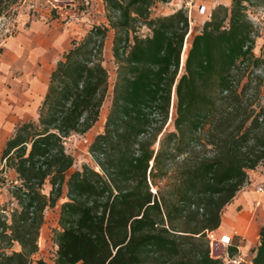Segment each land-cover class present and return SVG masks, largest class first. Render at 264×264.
I'll return each mask as SVG.
<instances>
[{
	"label": "trees",
	"instance_id": "16d2710c",
	"mask_svg": "<svg viewBox=\"0 0 264 264\" xmlns=\"http://www.w3.org/2000/svg\"><path fill=\"white\" fill-rule=\"evenodd\" d=\"M19 1L0 0V19ZM170 1L104 0L109 26L72 42L38 120L22 122L6 142L2 163L18 183L9 186L14 208L0 212V264H35L44 213L65 187L55 264H224L211 257L209 236L249 186V172L264 166V56L254 52L252 16L264 0L213 9L184 66L187 11L151 17L154 4ZM139 24L147 37L137 35ZM111 30L117 77L103 134L89 149L95 167L69 176L75 158L66 142L99 122L110 91ZM261 229L253 264H264Z\"/></svg>",
	"mask_w": 264,
	"mask_h": 264
},
{
	"label": "rangeland",
	"instance_id": "374dc122",
	"mask_svg": "<svg viewBox=\"0 0 264 264\" xmlns=\"http://www.w3.org/2000/svg\"><path fill=\"white\" fill-rule=\"evenodd\" d=\"M190 2L191 0H171L169 3H156L151 9V17L170 16L181 9L187 11L189 16L190 10L187 9V4ZM231 3V0H196L191 4L193 11L190 20V35L187 39L188 49L190 48L192 37L201 32L207 22L205 15H200L198 12L199 4L207 5L209 9L213 10L220 5L231 7ZM106 14L104 0H21L0 19V49H3V53L0 54V77L6 78V91H14L20 103L14 119L5 122V128L8 126L10 129L7 132L0 129V167L2 151L8 139L14 135L16 128L22 122L38 120L41 105L37 106L35 104L31 90L35 78H37L41 69L49 68L50 70L51 65L70 49L73 41L81 42L94 27H100V25L109 26ZM252 16L259 23L258 32L260 36L254 52L257 57H262L264 56V5H261L260 8L252 9ZM35 24L40 26V32L34 38L31 37V40L35 43V49H41L42 53L39 57L34 58L32 56L33 52L28 51L24 56L17 57L8 48V42L12 38H18L20 35H27L35 27ZM136 32L141 37H147L150 34L149 28L142 24L138 25ZM114 36L115 32L111 30L108 33L104 50V66L110 75V91L103 104L99 122L86 135H72L66 142L67 153L72 154L75 158V164L71 168L69 176L76 171H82L84 166L95 167L89 149L96 136L103 134L106 118L112 105L113 87L117 77V68L112 53ZM58 41L60 42L58 43ZM172 128L173 126L171 125L170 129ZM2 173L0 171V188L3 189L0 190V209H13L14 205L10 204L12 200L11 193L4 191V185L8 181L11 182L13 180V175L9 174L6 178ZM51 190L52 187L47 183L44 186V193L49 195ZM67 192L68 188L65 187L64 194L57 201L56 206L48 208L44 213L45 222L40 233L39 253L34 258L35 264L38 262L55 264L58 247L55 245L54 234L57 230H60V211L62 205L67 202ZM210 235L213 236L212 233ZM251 237L253 245L260 241L257 231H254ZM215 238L217 237L215 236ZM237 243L238 241H234V248H231L233 251H235ZM20 249L18 244H14L11 251L19 252ZM221 252L222 250L220 249L218 255ZM235 254H240L239 249H237ZM240 256L243 257L241 254ZM253 256L254 250L248 256L243 257L244 264H253Z\"/></svg>",
	"mask_w": 264,
	"mask_h": 264
},
{
	"label": "crops",
	"instance_id": "0c3cea01",
	"mask_svg": "<svg viewBox=\"0 0 264 264\" xmlns=\"http://www.w3.org/2000/svg\"><path fill=\"white\" fill-rule=\"evenodd\" d=\"M37 29V31L32 35H20L18 38H12L8 43V48L11 41H16L19 38L23 39V56L31 51L32 56L37 58L42 53L41 49H35V43L31 40V37L34 38L37 33L40 32V26L35 24V27L32 29ZM30 31V32H32ZM29 32V33H30ZM33 42V43H32ZM60 41H58L59 43ZM10 51L14 53L11 49ZM16 55V54H15ZM63 58L60 57L54 64L51 65V68L41 69L37 78H35V82L32 86V97H34L35 104L37 106L41 105L44 98L48 92V86L50 83L51 73L56 68L59 61ZM6 164V163H5ZM1 162L0 171H4L5 177L8 175H13L16 177V173L6 167V165ZM249 181L250 184L242 191H240L235 197L232 204L228 205L222 217V222L218 230L213 232V235L217 237V239H221L222 237H230L234 241H238L237 248L240 251V254L245 257L251 254V251L254 250V256L258 247L260 246V241L253 245L251 235L253 232H258V237L260 236L261 228L264 226V192L259 193L257 189L259 187H264V167L260 169L253 170L249 172ZM4 191L10 192L8 182L4 185ZM0 190H3L0 188ZM1 207V206H0ZM253 256V257H254Z\"/></svg>",
	"mask_w": 264,
	"mask_h": 264
},
{
	"label": "bare ground",
	"instance_id": "6f19581e",
	"mask_svg": "<svg viewBox=\"0 0 264 264\" xmlns=\"http://www.w3.org/2000/svg\"><path fill=\"white\" fill-rule=\"evenodd\" d=\"M36 31L37 29L35 28L32 32L28 33V35H32ZM20 43H23L22 38H19L16 41H11L9 45L10 49L14 52V54H16L17 57L23 56L24 52L23 46L22 44L20 45ZM187 50L188 45L185 46L182 66L185 65L188 56ZM5 80V77H0V129L7 132L10 128L8 126H6L5 128V122L12 121L14 119L15 115L19 110L17 107L20 105V103L18 100V96L14 91H6Z\"/></svg>",
	"mask_w": 264,
	"mask_h": 264
},
{
	"label": "built area",
	"instance_id": "2783aa9c",
	"mask_svg": "<svg viewBox=\"0 0 264 264\" xmlns=\"http://www.w3.org/2000/svg\"><path fill=\"white\" fill-rule=\"evenodd\" d=\"M194 1H196V0H191V2L189 4H187L188 5L187 9L190 10L189 16H188L189 22L192 18V11H193V8H191V4H193ZM198 12L200 15H203V16L205 15V17H206L205 19L207 21L211 17L212 10L209 9V7L207 5L199 4ZM190 24H191V22H190ZM13 183L17 184L18 182H14L13 180L11 182L8 181L9 186H11ZM257 191L259 193H263L264 187H259L257 189ZM0 212H2V209H0ZM212 235H213V233H212ZM209 237H210L211 257L213 259H215V260L221 259L223 261V263H225V264H244L245 263L243 257H241L240 254L239 255L235 254L234 256H232L230 254L231 248H234V246H233L234 240L232 238L225 236V237H222L221 239L218 240L217 238H215L214 235L213 236L210 235ZM220 249L222 250V252L218 255V252Z\"/></svg>",
	"mask_w": 264,
	"mask_h": 264
},
{
	"label": "water",
	"instance_id": "95a60500",
	"mask_svg": "<svg viewBox=\"0 0 264 264\" xmlns=\"http://www.w3.org/2000/svg\"><path fill=\"white\" fill-rule=\"evenodd\" d=\"M182 63H183V59H182Z\"/></svg>",
	"mask_w": 264,
	"mask_h": 264
}]
</instances>
